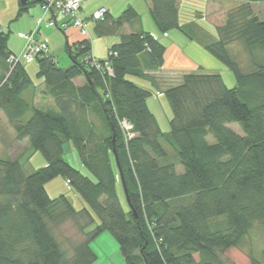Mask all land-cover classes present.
<instances>
[{
  "label": "trees",
  "instance_id": "1",
  "mask_svg": "<svg viewBox=\"0 0 264 264\" xmlns=\"http://www.w3.org/2000/svg\"><path fill=\"white\" fill-rule=\"evenodd\" d=\"M216 1L222 10L216 38L204 48L232 71L235 85L201 68L182 74L164 90L168 131L147 106L151 90L127 78L144 76L141 59L151 70L163 66L166 45L154 35L144 29L121 34L108 50L115 54L106 56L111 74L105 59L95 58L100 69L92 63L87 39L65 45L68 67L36 54L43 88L27 101L22 94L34 82L8 48L9 30L0 26V111L17 140L27 139L46 159L25 175L21 162L0 158V264H90L96 255L89 242L105 230L125 264H232L222 252L237 247L254 224L264 232V60L258 54L264 52V18L251 8L264 0ZM144 2L159 32H184L178 0ZM30 3L20 4L15 17ZM139 18L131 5L116 18L106 12L97 34ZM233 44L251 53V70L237 61ZM79 76L86 81L76 86L72 79ZM232 123L241 133L228 127ZM67 141L81 168L62 156ZM115 153L136 217L118 193L123 185ZM56 176L66 177L86 206L73 208L65 195L50 198L44 186ZM93 213L99 222L86 232ZM68 219L84 235L72 252L54 231ZM261 253L264 262V248ZM249 261L263 264L251 255Z\"/></svg>",
  "mask_w": 264,
  "mask_h": 264
},
{
  "label": "rangeland",
  "instance_id": "2",
  "mask_svg": "<svg viewBox=\"0 0 264 264\" xmlns=\"http://www.w3.org/2000/svg\"><path fill=\"white\" fill-rule=\"evenodd\" d=\"M29 1L32 2L31 0ZM196 1L197 2H196L195 10H197L198 12H202L205 9V2H208V0H196ZM256 6L262 18H264V2H258V5ZM29 7L31 10L30 13L27 14V12L24 11V13L19 15V18L17 17L16 20L13 19V21L10 22L11 24L9 25L10 26L9 28H7L6 25H4L5 19L2 18L3 26H4L3 30L6 31L10 30L8 43L11 40V44L13 46L22 43L23 39L19 37V30L28 26L32 21H34L33 22L34 24L31 26V28H29V30L35 31V29H37L34 28L35 22L37 21L38 18H41L39 15H41L42 9L39 7V5L36 2L34 4L30 3ZM220 11L222 12L221 9ZM37 12H39V15ZM218 15L220 18L221 14L219 13ZM53 32H54V36L49 37L48 35L52 34ZM28 34L29 33L27 31L23 40V46L21 49L22 51L16 53L17 55H20L24 51L23 48L27 41L26 36ZM36 35L39 34L36 33ZM40 36H45V37L48 36L49 38L53 37L52 39L54 40L55 44L60 43L61 39L64 37L62 31L58 27L45 28L44 23H42L40 27ZM78 36L81 37L83 35L78 34ZM64 44H65V38H63L61 42L62 45L61 47H63ZM230 49L231 51L233 49L237 61L241 63L244 70H251L252 68L251 53H249L241 44L239 45L233 44L230 46ZM258 54L259 57H262L264 60V52L261 51ZM53 56L55 57L56 60H58L60 65L62 66L69 65L70 60L68 59V55L64 50H59L55 54L53 53ZM37 67L38 65H37V60H35V56L29 57V59L26 60L25 69L27 70L32 81L36 84L33 90L28 88L26 91L23 92L22 96L27 101H31V98L35 95L39 96L40 88H42V86L37 82L38 79H40L36 77ZM221 75L224 83L228 87L235 85L234 74L230 69L229 70L225 69L224 71H221ZM145 76L152 79L151 81L153 82L154 85H150L148 82L145 81V84L148 85L147 87L151 89L152 93L156 91L157 84L158 86L160 85L159 87L161 86L166 87L169 86L170 84L171 85L177 84L178 82L181 81L182 78L180 73L173 74L172 72L166 73L163 76L162 75L158 76V74L156 73L153 74L149 72ZM146 77L142 78V80L149 81L148 78ZM168 77L170 78L169 81L171 83L167 85L166 84L167 81L166 82L164 81L168 79ZM139 78L141 77H137V79ZM162 81L164 83H162ZM155 85L156 87H154ZM157 95L163 101V106L166 112L167 110L170 111L171 108L169 107L168 99L167 97H165L164 92ZM157 112H160L157 114H159V117L161 118V123L163 128L162 130H166V129L168 130V123L166 120L163 119L164 118L163 112L161 111V109L160 111ZM97 116L92 117V122H95L96 125L100 127L102 125V122L100 121L99 118H97ZM228 127L234 129L238 133H241V129L236 123L228 124ZM210 138H212V136H210ZM63 145H64V152L62 156L65 158V160L71 166L76 168H81V165L79 163V155H77V152L74 149L73 144L67 141ZM0 158L18 160L19 162H21L25 175L31 174V172H33L35 169L46 164L45 156H43V154L38 150L33 151L32 147L28 145L27 139L17 140L12 126H10L6 116L3 114L2 111H0ZM44 187L46 188L48 196L50 198H54L59 195H65L67 198H69L73 208L81 209V207L86 206L83 198L80 197V195L76 192V190H74L73 187L69 185L68 179L64 176L63 177L56 176L55 178H53V180L47 182ZM118 191H119L118 192L119 196L121 198V202L123 203L124 206L128 208L126 196L124 195L123 190L119 188ZM93 217L95 218V221L86 228V232L92 230V228L96 226L99 222L98 218L95 217L94 213H93ZM54 231L58 237V241L61 242V247L66 251L68 250V252L71 251L72 247L75 244H77V242L82 241V239L84 238L82 231L78 229V227L74 224L73 220L71 219H68L65 222L56 226ZM89 246L96 255L95 259L90 264H125L121 255V251L120 249H118L117 241L116 239H114L110 231L105 230L100 232L98 236H96L94 239H92L89 242ZM263 248H264V232L262 231V228L259 224H254L253 227L249 230L248 235L241 239L237 247L227 248V250H224L222 252V255L225 259L227 260L229 259V261H231L232 264H250L249 261L250 255L255 257V259H257L259 262L261 261L264 264L261 253V250Z\"/></svg>",
  "mask_w": 264,
  "mask_h": 264
},
{
  "label": "crops",
  "instance_id": "3",
  "mask_svg": "<svg viewBox=\"0 0 264 264\" xmlns=\"http://www.w3.org/2000/svg\"><path fill=\"white\" fill-rule=\"evenodd\" d=\"M20 0H0V26L3 29V19H5V24L7 28L10 26V22L13 21V19L19 18V16L15 17L18 11V7L21 4ZM31 4H34L35 2L39 5L40 3L38 0H31ZM196 0H178V11H180V24L182 27V31H180L178 28H174L168 31H165L164 33L159 32L157 29L155 23L150 17V14L148 13L147 5L144 2V0H89L86 3L82 4V8L79 11V15L83 16L87 23V35L86 36H78L79 31L67 25V28H65L62 31V34L64 35L63 38H65V44L63 47H61V42L63 38L61 39L60 43H54V40L52 38H49L51 36H54V32L48 36H40V27L42 23H44V27L46 28H52L49 27L46 23V20L49 16L48 13H41V15H38L41 18H38L35 22V27L37 28V38L40 40H43L47 42L49 54L53 57L54 60L55 57L53 56V53H57L59 50H64L66 53L65 45L66 44H73L77 42L78 40L87 39L90 42L91 47V55L92 57L96 59H105L107 52L112 44L117 43L121 39V34H128L132 31L136 30H142L149 32L150 34L154 35L158 40L166 45V49L164 52V62L163 66L157 70H151L149 67H147L143 63L142 60V66L144 68V76H141V78L137 79V77H131L127 76V78L131 79L133 82L136 81V83L144 88L148 85L145 84V81L148 82L150 85H154L151 81L152 79L146 77L145 75L147 73H153L159 75H165L166 73H180L182 74L187 72H196L199 70V68L202 69V71L208 73V72H214V73H221V71H224V66L217 61L210 53H208L204 46L209 43L210 41L214 40L216 38V31H214V28L219 23V13L221 14L220 8L218 3L215 0H208V2H205V9L202 12H198L195 10L196 8ZM202 3V2H201ZM22 5V4H21ZM133 6L136 11L140 14L139 20H133L130 23H125L121 28H119L117 31L110 33V34H103L98 35L97 33V25L100 21L94 20L92 18L91 13L98 10V8L104 7L106 9L107 14L111 15L112 17L116 18L120 15V12L125 9L126 7ZM258 3H251V8L254 10H258L256 7ZM35 8V7H34ZM41 8V7H40ZM34 10V9H33ZM30 7L28 6V9L26 10L27 14L30 13ZM26 15V14H25ZM22 17V16H21ZM3 18V19H2ZM34 21H32L28 26L24 27L23 29L19 30V37L24 40L25 34L29 30L31 26L34 24ZM8 30V29H7ZM10 32V30H9ZM9 39V38H8ZM21 39V40H22ZM23 40L22 43L17 45H12L11 40L8 43V48L10 51L13 52V54L21 52L22 46H23ZM68 59L70 60L69 65L72 64V59H70L69 53H67ZM58 65L61 67H68L62 66L59 64L58 60H56ZM155 76V75H154ZM148 78L147 80H142V78ZM168 79H164L167 85L171 82ZM73 83L76 86H80L85 83L86 80H84V77L79 76L76 78H73ZM38 84H40L43 88V82L42 78L38 79ZM162 81V83H164ZM157 83V82H156ZM37 84V85H38ZM165 84V85H166ZM34 85H36L34 83ZM171 85V84H170ZM160 86V85H159ZM157 84V89L152 95L147 97V106L152 111L153 115L155 116V119H157L158 124L162 128L161 118L159 117L161 111L164 114V120L167 121V116L169 114V110L164 109L163 101L158 97L157 94H161L166 89L165 86L159 87ZM156 87V85L154 86ZM40 88V89H42ZM149 88V87H147ZM150 89V88H149ZM151 90V89H150ZM152 92V91H151ZM35 97H38L35 95ZM166 129V128H165ZM163 131H168L163 130ZM179 169V168H178Z\"/></svg>",
  "mask_w": 264,
  "mask_h": 264
},
{
  "label": "built area",
  "instance_id": "4",
  "mask_svg": "<svg viewBox=\"0 0 264 264\" xmlns=\"http://www.w3.org/2000/svg\"><path fill=\"white\" fill-rule=\"evenodd\" d=\"M89 0H40V7L43 13H48L49 16L46 20L48 26L54 28L58 27L60 29L67 28V25L76 28L79 33L83 36L87 35V26L86 19L83 16L79 15V11L82 8V4L86 3ZM104 13H106V9L104 7L98 8V10L91 13L92 18L94 20H99L104 17ZM26 43L23 48V52L18 55L15 59L26 62L29 57L36 56V54H49V49L47 42L37 39L34 37V31L30 32L26 36ZM113 51L108 52L107 54H111ZM115 54V52H113ZM107 56V55H106ZM92 63L96 68L100 69L99 63L96 61L92 55ZM104 62V67L107 72L111 74L112 69L109 64ZM10 60H13V57H10ZM122 127L125 129H129L131 127L130 123L127 120H123L121 122Z\"/></svg>",
  "mask_w": 264,
  "mask_h": 264
},
{
  "label": "water",
  "instance_id": "5",
  "mask_svg": "<svg viewBox=\"0 0 264 264\" xmlns=\"http://www.w3.org/2000/svg\"><path fill=\"white\" fill-rule=\"evenodd\" d=\"M24 3H25V0H22V1H21V4L23 5ZM115 160H116V163L118 164L117 153H115ZM118 169H119V174H120L121 185H123L124 195L126 196V200H127L128 206H130V209H131V211H132L133 216L136 217L135 210H134V208L129 204V201H128V195H127L126 185H125V183H124V175L122 174V171H121V168H120V164H118Z\"/></svg>",
  "mask_w": 264,
  "mask_h": 264
}]
</instances>
